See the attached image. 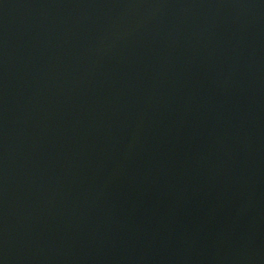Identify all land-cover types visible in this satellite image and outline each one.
Wrapping results in <instances>:
<instances>
[{
  "label": "water",
  "instance_id": "1",
  "mask_svg": "<svg viewBox=\"0 0 264 264\" xmlns=\"http://www.w3.org/2000/svg\"><path fill=\"white\" fill-rule=\"evenodd\" d=\"M3 264H264V0H4Z\"/></svg>",
  "mask_w": 264,
  "mask_h": 264
},
{
  "label": "snow or ice",
  "instance_id": "2",
  "mask_svg": "<svg viewBox=\"0 0 264 264\" xmlns=\"http://www.w3.org/2000/svg\"><path fill=\"white\" fill-rule=\"evenodd\" d=\"M4 3V0H0V5H2Z\"/></svg>",
  "mask_w": 264,
  "mask_h": 264
},
{
  "label": "clouds",
  "instance_id": "3",
  "mask_svg": "<svg viewBox=\"0 0 264 264\" xmlns=\"http://www.w3.org/2000/svg\"><path fill=\"white\" fill-rule=\"evenodd\" d=\"M0 264H3V262H2V261H0Z\"/></svg>",
  "mask_w": 264,
  "mask_h": 264
}]
</instances>
